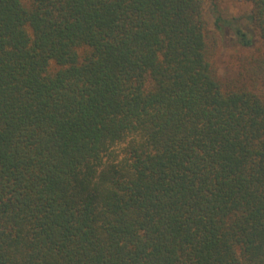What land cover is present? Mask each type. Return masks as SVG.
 Here are the masks:
<instances>
[{"label":"trees","instance_id":"16d2710c","mask_svg":"<svg viewBox=\"0 0 264 264\" xmlns=\"http://www.w3.org/2000/svg\"><path fill=\"white\" fill-rule=\"evenodd\" d=\"M223 1L0 0V264H264V0Z\"/></svg>","mask_w":264,"mask_h":264},{"label":"rangeland","instance_id":"374dc122","mask_svg":"<svg viewBox=\"0 0 264 264\" xmlns=\"http://www.w3.org/2000/svg\"><path fill=\"white\" fill-rule=\"evenodd\" d=\"M208 6L204 10V18L208 23L209 27L213 29V18L208 11ZM219 12L223 19H239L240 22L246 24L245 18L249 13V6L242 1H223L219 4ZM220 44L217 51V69L220 77L224 79H232L236 73L232 69V59L236 56L237 52L241 50L236 44L235 37L230 29L225 28L221 33ZM255 43L253 49L257 47ZM250 51V50H249Z\"/></svg>","mask_w":264,"mask_h":264},{"label":"clouds","instance_id":"9594fccd","mask_svg":"<svg viewBox=\"0 0 264 264\" xmlns=\"http://www.w3.org/2000/svg\"><path fill=\"white\" fill-rule=\"evenodd\" d=\"M130 141L126 140L124 142H114L111 143L109 146V151L112 153H115L118 157V159L116 161H114L115 163H120L121 161H123L126 158V153L124 152V150L127 148V145ZM138 142H142L139 141ZM101 163L104 164L106 163L105 158L102 157L101 159ZM97 171H100V169H98Z\"/></svg>","mask_w":264,"mask_h":264}]
</instances>
